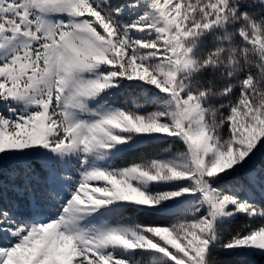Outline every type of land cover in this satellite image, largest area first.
Masks as SVG:
<instances>
[{
  "label": "snow or ice",
  "instance_id": "snow-or-ice-1",
  "mask_svg": "<svg viewBox=\"0 0 264 264\" xmlns=\"http://www.w3.org/2000/svg\"><path fill=\"white\" fill-rule=\"evenodd\" d=\"M244 2L0 0V264L264 261ZM233 21L247 47L195 50Z\"/></svg>",
  "mask_w": 264,
  "mask_h": 264
},
{
  "label": "trees",
  "instance_id": "trees-1",
  "mask_svg": "<svg viewBox=\"0 0 264 264\" xmlns=\"http://www.w3.org/2000/svg\"><path fill=\"white\" fill-rule=\"evenodd\" d=\"M242 11H245L248 13L249 18L257 24H260L262 28H264V3H261V0H245L243 7L241 8ZM241 26H247L246 22L244 21H233L231 24L226 25L223 28H216L211 30L208 33H205L203 36L199 38L200 42L196 46V51H209L213 47V43L219 44L221 46L231 44L234 47H240L244 46L247 47V45H243V42L241 41V38L239 37L237 33V29ZM213 32L215 33V36L213 35ZM224 36H228L229 40L225 41L223 39ZM216 37H219L220 39L217 40ZM245 57L248 58V66H247V74L251 75L253 72H258L259 69H256L254 67L253 58L255 57L254 53H246ZM245 57H240L241 60L245 59ZM245 77V73L241 72L239 78L243 79ZM238 94V92H237ZM136 101H142L138 97L129 95ZM155 152L152 148L145 149L143 155L150 156L154 155ZM138 159L137 157H130L129 160ZM241 222H245L241 220ZM256 225L260 224V221L255 222ZM221 259L223 261H228L230 258L227 256H221ZM146 261H150V258H146Z\"/></svg>",
  "mask_w": 264,
  "mask_h": 264
},
{
  "label": "clouds",
  "instance_id": "clouds-1",
  "mask_svg": "<svg viewBox=\"0 0 264 264\" xmlns=\"http://www.w3.org/2000/svg\"><path fill=\"white\" fill-rule=\"evenodd\" d=\"M259 48L261 50H264V44L259 45ZM249 53H254L255 55H259L260 60L262 63H264V51H257L256 48H251L248 50ZM231 63V62H230ZM261 85H264V80L260 82ZM260 95L258 96V99L264 100V86H260L258 88Z\"/></svg>",
  "mask_w": 264,
  "mask_h": 264
},
{
  "label": "rangeland",
  "instance_id": "rangeland-1",
  "mask_svg": "<svg viewBox=\"0 0 264 264\" xmlns=\"http://www.w3.org/2000/svg\"><path fill=\"white\" fill-rule=\"evenodd\" d=\"M121 100H122L123 102L128 103V104H131V103L134 101V99H133L131 96H129V95L122 96V97H121ZM135 101H136V100H135ZM136 102H138V103H143V101H136ZM148 110H154V109L149 108ZM144 259H146V258H144ZM260 264H264V261H261Z\"/></svg>",
  "mask_w": 264,
  "mask_h": 264
}]
</instances>
